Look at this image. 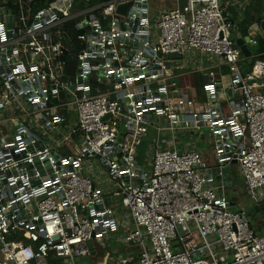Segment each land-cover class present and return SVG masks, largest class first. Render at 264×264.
I'll list each match as a JSON object with an SVG mask.
<instances>
[{
  "label": "built area",
  "instance_id": "built-area-1",
  "mask_svg": "<svg viewBox=\"0 0 264 264\" xmlns=\"http://www.w3.org/2000/svg\"><path fill=\"white\" fill-rule=\"evenodd\" d=\"M150 2L111 0L72 13L78 0H50L38 12L34 0H2L0 264H79L112 232L138 251L134 264H264V235L227 195L223 173L237 165L245 193L264 207V60L244 75L223 0H188L152 16ZM73 20L75 43L65 30ZM76 44L72 69L64 58ZM196 54L205 102L170 77L171 59L188 64ZM221 66L240 96L226 95L227 114ZM153 117L168 122L159 130L174 142L176 133L197 138L207 129L215 170L198 148L167 141L140 163Z\"/></svg>",
  "mask_w": 264,
  "mask_h": 264
},
{
  "label": "crops",
  "instance_id": "crops-1",
  "mask_svg": "<svg viewBox=\"0 0 264 264\" xmlns=\"http://www.w3.org/2000/svg\"><path fill=\"white\" fill-rule=\"evenodd\" d=\"M151 2L154 5H158L157 12L155 14H158L162 11L173 9L177 7L178 5L183 6L185 3H188V0H151ZM150 2V4H151ZM224 3V9L226 13V18L228 21L233 23V33L236 36L234 39L237 38V36H240L241 38H247L251 36V41L257 42L258 39H261L264 41V31L260 28V22L262 20V16L264 15V0H223ZM87 4H89V0H87ZM247 19H251L250 24L246 26L245 21ZM260 32V34H259ZM261 46V45H260ZM262 53V47L260 53H254L253 57L254 60L261 59L259 58ZM264 54V53H263ZM74 56V53H72ZM262 60V59H261ZM172 63V72H170L171 79L176 82L178 90L185 93L187 91H190L191 95L195 97L199 102H205L207 101V95L205 93L204 84L205 79L203 77V74L199 72V66H201L200 58L198 57V54L192 55L188 59V64L185 61V64H179L178 59H171ZM246 63V61H245ZM244 63V64H245ZM71 68L73 69L75 67V63H71ZM216 78L220 82L219 84V90L221 92L219 99L221 100V104L224 107L225 113L230 112V104L226 101V95L231 99V102H237L240 100V96L238 94H234L231 90L229 91L228 84L231 81V75L229 73V70L226 66H221L216 70ZM203 133H200L197 137L199 141L203 140ZM211 137V136H210ZM213 146L212 153L210 154L209 158L208 156L203 153L204 159L206 163L209 166H212L213 170L216 167V161H215V155H214V138L211 137ZM156 141V140H155ZM153 141V143L156 144V142ZM190 147V146H189ZM211 162V163H210ZM229 166H236L235 164H231ZM237 172L239 174L238 168ZM218 186L220 184V181L217 180ZM230 184L228 183V191L227 195L230 197L232 194H234V189L236 188L235 182H233V179H229ZM242 188L245 192V185L243 183ZM231 199V197H230ZM235 205H238L237 202L233 201ZM255 206L253 204V209ZM249 209L248 211H250ZM245 211V210H244ZM246 212V211H245ZM261 216L264 217V211L255 212L250 214V219L252 222V218L255 216ZM257 231L264 235L258 228H256ZM97 243H99L97 241ZM100 244V243H99ZM129 248V247H127ZM130 249H133L132 247ZM127 255V254H126ZM128 256V255H127ZM137 258H135V254H131V258L129 259L128 264H134L136 263Z\"/></svg>",
  "mask_w": 264,
  "mask_h": 264
},
{
  "label": "rangeland",
  "instance_id": "rangeland-1",
  "mask_svg": "<svg viewBox=\"0 0 264 264\" xmlns=\"http://www.w3.org/2000/svg\"><path fill=\"white\" fill-rule=\"evenodd\" d=\"M55 1V0H51ZM2 0H0L1 4ZM46 2H50V0H46ZM83 0H78V4L75 7V10L72 11V13H78L81 11V5ZM151 9V16L154 15L155 12H157L158 5H154L152 2L150 4ZM69 59V58H68ZM68 64H71V61H66ZM204 102V101H203ZM153 125L149 127H145L144 132L142 133L141 143L139 146V161L140 163L144 160L149 159V152L152 149H161L166 147L167 144L166 141L169 142V146L174 147L177 143V146L179 145V149L183 150L186 145H190V147L198 148L200 151L205 153L208 158L210 154L212 153L213 146L211 145L212 139L209 136V132L207 129H203L202 133L203 140L199 141L197 138L192 137L189 135V138L185 137L183 135L182 138L178 137V133H176L177 141H173L174 134L172 131H161L159 129H163L164 127L168 126V122L165 120H162L160 118L153 117L152 118ZM158 134V141L157 143H153V141L157 140V134ZM156 142V141H155ZM72 144V143H71ZM175 144V145H174ZM73 147V145H71ZM76 146V145H75ZM211 163V162H210ZM223 173L228 179H233V182L236 184V188L234 189V194H232L231 201H235L238 203L236 207L238 210H245L248 211L253 207V202L249 199L247 194L244 192L243 181L242 178L239 176L237 172L236 166H227L223 168ZM122 203L120 200L113 201L112 205L114 209L117 211L118 214H122L123 207L121 205ZM236 210V211H238ZM255 216L252 218V224L255 228H258L260 232L264 234V217L261 216ZM118 234L119 232H112L110 235L105 239V242L103 243H97L96 241H93L91 243V249H92V257L90 259H85L79 262V264H107L113 257H124L127 256V258H131V254H135V258L138 257V251L135 250V248L130 249L125 247V245H120L118 243ZM119 254V255H118ZM127 254V255H126Z\"/></svg>",
  "mask_w": 264,
  "mask_h": 264
},
{
  "label": "water",
  "instance_id": "water-1",
  "mask_svg": "<svg viewBox=\"0 0 264 264\" xmlns=\"http://www.w3.org/2000/svg\"><path fill=\"white\" fill-rule=\"evenodd\" d=\"M88 6H89V4H87V7ZM130 6H131L130 3L118 6L117 14L125 15L126 11L130 8ZM224 17H225V20L227 22L228 19L226 18V13H224ZM260 28H261V30L264 31V15L262 16V20L260 22ZM259 34H260V32H259ZM231 37L235 38L236 36L233 34ZM235 41H236L237 47L240 49L243 57L246 60V63L243 65V73H244V75H247L250 71L251 66L254 63L253 54L254 53H260L261 52V46L259 44H252L251 43V36H249L247 38H241L240 36H237ZM170 57H176V55H170ZM60 96L62 98L63 94H61ZM260 211H262V212L264 211L263 206L254 207L250 211H246V215L249 217L251 213L260 212ZM98 242L103 243L104 241H103V239H99Z\"/></svg>",
  "mask_w": 264,
  "mask_h": 264
},
{
  "label": "trees",
  "instance_id": "trees-1",
  "mask_svg": "<svg viewBox=\"0 0 264 264\" xmlns=\"http://www.w3.org/2000/svg\"><path fill=\"white\" fill-rule=\"evenodd\" d=\"M109 1H111V0H89V6L90 7H97V6L101 5V4L107 3ZM48 4H49V2L40 3L39 0H34V3L32 4V11L33 12L41 11V10L45 9L46 7H48ZM86 4H87V0H83L82 5H81V10L86 8ZM11 7L13 8V5H11ZM96 15L99 16V13H96ZM250 22H251V19H247V21H245L246 26H248V24H250ZM76 23H77V20H73V21L69 22V24L65 28V30L67 31V33H68V35L71 38L73 43H75L78 34L81 33V31H79L76 28V26H75ZM258 43H260V45L262 47V53H261V55H259L260 56L259 58L264 60V54H263L264 53V41L261 40V39H258ZM79 49H80L79 44H76V48L73 51L74 52V56L73 55L66 56L64 58L65 61H67V60L69 61L70 60L71 63L74 64L75 63V54L78 53Z\"/></svg>",
  "mask_w": 264,
  "mask_h": 264
}]
</instances>
